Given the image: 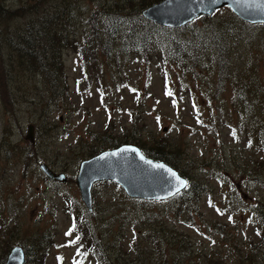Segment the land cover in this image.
<instances>
[{"label": "rangeland", "instance_id": "rangeland-1", "mask_svg": "<svg viewBox=\"0 0 264 264\" xmlns=\"http://www.w3.org/2000/svg\"><path fill=\"white\" fill-rule=\"evenodd\" d=\"M24 1L0 4L19 8ZM108 1L80 0V7ZM236 18L225 7L210 21L217 28L237 25L229 35L233 79L221 89L211 49L196 54L197 69L181 68L155 49L144 59L128 56L91 67L86 77L75 52L65 51L60 68L67 101H51L41 75L17 74L6 84L11 107L0 85V264L14 247L39 240L50 246L35 257L44 264H100L89 241L69 243L75 215L85 239L103 250L116 248L119 264H264V141L256 131L264 126V103L250 114L243 108L264 88V27L242 26ZM203 19L197 20L201 28L207 27ZM104 135L110 144L129 137L178 144L185 152L178 169L188 186L203 183L205 195L184 211L180 195L135 199L116 182H100L90 212L76 178ZM41 164L66 174L67 182H52ZM131 246L146 256L138 260Z\"/></svg>", "mask_w": 264, "mask_h": 264}, {"label": "trees", "instance_id": "trees-1", "mask_svg": "<svg viewBox=\"0 0 264 264\" xmlns=\"http://www.w3.org/2000/svg\"><path fill=\"white\" fill-rule=\"evenodd\" d=\"M161 1L163 0H109L96 8H91L87 4L86 10L81 9L80 0H25L19 8L0 4V73L6 72L4 78L3 74L0 75V85L4 100L10 107L12 106V94L5 89V86L8 82H12L17 74H35L42 76L51 101L60 99L67 101L69 91L62 76L63 69L60 67L64 53L68 50L75 52L86 77L91 67L100 69L102 64L114 65L116 60L128 56L144 59L155 49L161 50L171 63L181 68L197 69L201 61L196 54L202 55L211 49L216 55L214 60L217 62L220 89L227 82L230 83L233 76L231 59L228 58L229 39H232L229 35L237 25L227 24L217 28L215 24L210 23L212 18L210 17L202 18V23L207 25L205 28L198 26L200 20L176 29L162 27L143 16L144 10ZM78 9L82 11L80 15L76 13ZM237 20L244 26V22ZM192 59L195 64L191 63ZM238 85L240 84L236 86ZM254 98L255 101L243 107L248 114L256 103H264V88L254 94ZM262 120L264 124V116ZM256 131L264 141V126L257 128ZM5 136L6 144L8 138ZM102 138L100 148L91 153V158L123 144H132L138 146L147 157L178 169L185 154L178 148V144L173 145L164 139L147 144L139 137H129L130 140L123 144L116 140L110 144L111 138L107 135ZM28 155L25 152V156ZM178 170L187 179L186 175ZM204 195L203 183H191L180 194L184 203L183 210L188 211L193 204L191 201ZM79 221L80 219L75 215L71 232L74 240L77 236L80 237L76 244L89 241V244H92L91 249L93 247L97 249L98 253L95 255L100 264H119L120 256L116 248H112V252L106 248L103 250V246L96 247L93 238L85 239L82 231L84 224ZM167 237L168 235L165 236ZM158 239H154V245L158 244L156 242ZM22 246L26 253L25 264H44V260L35 257H40V254L45 256L48 253L50 246L45 240L35 241L29 248L26 245ZM131 250L133 254L135 252L139 254L138 260L146 256V251L138 247L135 251L131 246Z\"/></svg>", "mask_w": 264, "mask_h": 264}, {"label": "water", "instance_id": "water-1", "mask_svg": "<svg viewBox=\"0 0 264 264\" xmlns=\"http://www.w3.org/2000/svg\"><path fill=\"white\" fill-rule=\"evenodd\" d=\"M225 7L230 8L246 23L264 25V14L259 11L242 14L231 0H221L212 8V11L216 13V9ZM143 16L159 26L176 29L191 24L199 18H209L213 15L204 4L200 3V0H163L144 10ZM33 134L34 126H29L27 139L32 143H34ZM124 149L129 151L123 152ZM112 153H120V155L112 156ZM140 156H143V159H140ZM155 165H163V168H156ZM40 169L53 182L60 184L67 182L66 174L54 172L47 164H41ZM169 170L175 173L174 177L170 175ZM100 182L118 183L131 198L156 201L175 197L188 184L187 180L167 163L148 158L133 145H124L102 152L81 163L76 184L80 190L81 199L90 212L93 210L92 190L94 185ZM181 182L184 185L182 187ZM25 259L23 248L17 246L11 250L6 264H25Z\"/></svg>", "mask_w": 264, "mask_h": 264}, {"label": "snow or ice", "instance_id": "snow-or-ice-1", "mask_svg": "<svg viewBox=\"0 0 264 264\" xmlns=\"http://www.w3.org/2000/svg\"><path fill=\"white\" fill-rule=\"evenodd\" d=\"M221 0H200V3L204 4L206 8H208L209 13L214 15L215 11H212V8L219 4ZM231 2L240 9L242 14L249 13V12H254V11H259L262 14H264V0H231ZM257 5H260V7H257ZM216 11H219V9H216ZM171 95V93H168ZM123 152L129 151L128 149L122 150ZM131 151H136L135 149H131ZM112 156H118L120 153H112ZM140 159H143V156H140ZM150 163V162H149ZM156 168H163V165H155ZM170 172V170H169ZM171 176H175V173H171ZM177 179H179L177 177ZM184 186L183 182H181V187ZM66 235L71 236L72 232L66 233ZM80 237L77 236L75 240L69 241L70 244H74L77 241H79Z\"/></svg>", "mask_w": 264, "mask_h": 264}]
</instances>
